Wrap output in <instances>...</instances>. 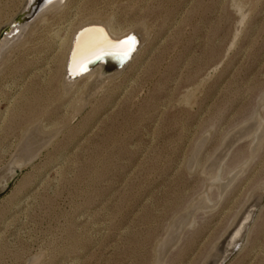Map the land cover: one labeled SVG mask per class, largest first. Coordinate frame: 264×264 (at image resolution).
Returning <instances> with one entry per match:
<instances>
[{
	"label": "rangeland",
	"instance_id": "rangeland-1",
	"mask_svg": "<svg viewBox=\"0 0 264 264\" xmlns=\"http://www.w3.org/2000/svg\"><path fill=\"white\" fill-rule=\"evenodd\" d=\"M25 2L0 0V32ZM93 16L147 40L100 91L64 95L55 34ZM3 59L0 168L28 125L55 137L0 195V264H205L264 188V0H69ZM228 264H264V206Z\"/></svg>",
	"mask_w": 264,
	"mask_h": 264
},
{
	"label": "bare ground",
	"instance_id": "bare-ground-1",
	"mask_svg": "<svg viewBox=\"0 0 264 264\" xmlns=\"http://www.w3.org/2000/svg\"><path fill=\"white\" fill-rule=\"evenodd\" d=\"M68 1L69 0H51L48 2L45 0H26L23 9L20 11V13H22L23 11H29L30 9H32L33 5L39 8L38 12L36 13L34 19L31 22L24 24L19 22V24L14 27L18 29V32L15 35L12 34L14 28H9V26L15 22V18H17L20 13L8 24V26H6L7 30L0 39V62L4 60L3 58H5L6 54L15 46L23 45L28 34L34 32V30L40 24H42L43 26L49 25L50 23L55 22V19L57 20L59 17L61 18V16H63L68 6ZM89 25H95L96 27L86 28L80 31L79 34L75 37L78 30ZM68 26L69 25L60 28V30H62L61 36L55 34L57 40L60 42V47L64 46L65 48L63 55L64 60H63V79H62V91L64 95L68 94L82 80L86 81L85 83L87 90L86 95L89 94L91 95L95 92L100 91L107 82L118 78L127 69V67L134 60L135 56L140 51V49L142 48L148 37V28L145 23L133 24L130 28L126 30L114 31V27L108 19L97 18L93 16L82 21L76 27L74 26L70 33H69V29L67 28ZM129 34L136 37L139 43L134 55L132 56L129 62L123 64L121 67H117L115 64L110 63V61L107 64H102L98 62L97 64L94 63L95 65L92 64L89 72L83 75H80L75 78L74 77L71 78L67 76L66 69L68 62L70 69L73 70L77 68L80 65V63L87 61L93 57H96L102 52H111V51L123 52L125 50L128 51L131 44L130 41H125L122 43H117L116 41L122 37L128 36ZM86 101L87 99L85 100V102ZM79 104L81 103L79 102ZM253 122L256 123L257 119L254 118L249 125H252ZM256 127L262 132L261 125H257ZM40 128L41 126H39V122H35L30 126L28 125V127L23 129V131L21 132L22 133L21 139L20 142L16 144L15 151L10 156L9 161H7V163L3 166V168L0 169V191H2L5 188L6 184L12 178H14V176L16 175V170L20 171L23 167L32 164V162L38 156L41 150L45 148L47 144L49 145L50 141L53 139V137H55L54 136L55 132H42ZM244 128L237 131L236 134L243 131ZM259 130L257 132L261 133ZM247 135L249 134L246 135L243 134L239 137L244 138ZM260 138L264 139V133L261 135ZM231 142H232L231 139L228 140V142L225 144L222 155L218 157L215 163L218 164L220 159L225 158V156H227L228 153L227 147L230 145ZM207 171H208V173L206 174L207 178L213 177V174H215V172H212V169H209ZM263 190L264 188H262L259 192H257L254 195L253 199L254 200L260 199L262 195L261 192ZM250 215L251 213L247 212V215L245 217L243 216L237 221L233 229L237 227L241 219L244 218V220H248V218L251 217ZM184 220H185V216H182L172 224L173 225L171 226L173 227L172 232L170 233L169 236L165 237V239L160 244V248H159L160 250L158 249V256H157L159 259L157 260L160 261L161 258L163 259L166 253L168 252L169 248L173 245V243H175V241L179 236V232H178L179 226L183 224ZM235 231H236L235 234H237L239 230H235ZM229 234H227L226 238L229 237L228 236ZM226 244H227L226 246H228L231 243L227 242ZM212 258L213 255L210 254L205 264H212L213 262L210 263V260Z\"/></svg>",
	"mask_w": 264,
	"mask_h": 264
},
{
	"label": "water",
	"instance_id": "water-1",
	"mask_svg": "<svg viewBox=\"0 0 264 264\" xmlns=\"http://www.w3.org/2000/svg\"><path fill=\"white\" fill-rule=\"evenodd\" d=\"M45 1H51V0H45ZM38 7L36 6H32V9H30L29 11H23L22 13L19 14V16L17 18H15V22L12 23L9 28H14L15 26H17L19 24V22H21L22 24L24 23H28L31 22L36 13L38 12ZM90 27H96L95 25H89V26H85L83 28H81L80 30L77 31L75 37L79 34L80 31L86 29V28H90ZM7 28L5 27L3 29V31L0 32V39L2 38V36L5 34ZM18 32L17 28H14V31L12 32L13 35H15ZM125 41H130V47L128 51H123V52H102L101 54L97 55L96 57H93L87 61H84L82 63H80V65L75 68V69H70L69 67V62L67 65V76L68 77H78L80 75H83L87 72H89L91 65L92 64H97L98 62L102 63V64H107L109 61L112 64H115L117 67H121L123 64L129 62L132 58V56L134 55L139 43L138 40L136 39V37L132 36L131 34H129L126 37H122L119 40H117V43H122ZM94 64V65H95ZM232 140V142L230 143V145L227 147V150L229 152V149L231 147V144H233L234 142L238 141L239 139H241L236 133L233 134V136H230L228 140ZM264 141V139H261V141L259 142V146L261 145V143ZM258 146V147H259ZM3 167H1L0 169H2ZM21 171V170H20ZM18 170H16V175L14 176V178L19 174ZM12 178L5 186V188L0 191V195L2 193H4V191L10 186L11 181L14 179ZM261 198L260 199H252L251 203L243 210L245 211V215H243L244 217L247 215V212L251 213V217L248 218V220H244L241 219V221L238 223L237 227L234 228L232 230V228L235 226V224L233 225V227L230 230V234L228 235V238H224L220 244H218V246L214 249V253L215 251H217V254H215V256H213V258L210 260V263L212 264H227L229 263L233 257L235 256V254L237 252H239L244 244V239H245V235L246 232L248 230L249 225L252 223V221L254 220L256 214L258 213V211L264 206V190L261 192ZM235 230H239L236 233ZM226 237V236H225ZM226 240V241H225ZM227 242H230L231 244L226 246ZM174 248V247H173ZM172 248V249H173ZM226 249V250H225ZM171 251V249L168 251V253ZM219 251V253H218Z\"/></svg>",
	"mask_w": 264,
	"mask_h": 264
}]
</instances>
